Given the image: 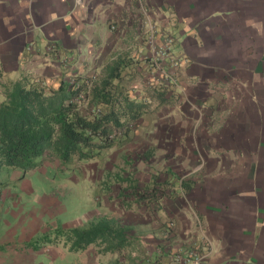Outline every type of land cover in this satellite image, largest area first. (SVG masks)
<instances>
[{
	"label": "crops",
	"instance_id": "1",
	"mask_svg": "<svg viewBox=\"0 0 264 264\" xmlns=\"http://www.w3.org/2000/svg\"><path fill=\"white\" fill-rule=\"evenodd\" d=\"M147 1L175 6L194 65L186 103L165 111L161 145L166 176L180 168L193 205L172 208L177 241L129 225L132 263L168 264L169 252L195 244L200 264H264V0ZM141 16L140 0H0V82L27 74L55 88L116 56L142 62L151 44ZM1 197L4 228L13 211Z\"/></svg>",
	"mask_w": 264,
	"mask_h": 264
},
{
	"label": "rangeland",
	"instance_id": "2",
	"mask_svg": "<svg viewBox=\"0 0 264 264\" xmlns=\"http://www.w3.org/2000/svg\"><path fill=\"white\" fill-rule=\"evenodd\" d=\"M140 8L141 32L158 52L140 57L142 62L121 56L129 64L120 84L146 101V111L125 137L111 147L94 148L89 157H73L66 162L44 160L25 173L2 167L0 196L13 212L1 222L5 227L0 225V234L5 233L0 242V264H133L134 245L121 252L103 251L95 243L80 250H71L63 242L46 243L38 249L26 246L37 243L58 225L84 226L102 215L133 226L143 239L152 233L163 238L162 243L165 239L177 241L172 208L193 203L186 196L187 184L180 178V168L176 166L178 172L169 171L166 176L163 161L168 152L161 145L166 139L165 111L181 109L186 103V80L194 65L190 68L191 61L178 42L182 25L175 6L140 0ZM91 72V68L85 69L82 76L90 77ZM76 77L71 74L66 81ZM155 85L165 90L164 98L155 95ZM192 218L197 225V215L192 214ZM168 254V264H195L202 252L195 244H182ZM197 261L200 264V258Z\"/></svg>",
	"mask_w": 264,
	"mask_h": 264
},
{
	"label": "trees",
	"instance_id": "3",
	"mask_svg": "<svg viewBox=\"0 0 264 264\" xmlns=\"http://www.w3.org/2000/svg\"><path fill=\"white\" fill-rule=\"evenodd\" d=\"M127 64L116 56L94 78L62 79L48 89L27 74L0 82V170L7 166L25 173L44 160L86 158L94 148L111 147L125 137L147 106L120 84ZM159 87L154 86V93L164 98ZM129 229L116 217L102 215L84 226L58 225L26 246L63 242L80 250L95 243L103 251L121 252L133 244Z\"/></svg>",
	"mask_w": 264,
	"mask_h": 264
},
{
	"label": "built area",
	"instance_id": "4",
	"mask_svg": "<svg viewBox=\"0 0 264 264\" xmlns=\"http://www.w3.org/2000/svg\"><path fill=\"white\" fill-rule=\"evenodd\" d=\"M151 47H152V48L150 49L151 52H152V51H156V52H158V50H155V47H156V46H154V48H153V45H151ZM159 51H160V50H159ZM94 77H95V74H93V75L90 76V78H94ZM89 82H90V81H89ZM197 256H198V258L196 259V261H194L195 264H198V261H197V260H198L199 258H201L202 255H201V254H200V255L197 254Z\"/></svg>",
	"mask_w": 264,
	"mask_h": 264
}]
</instances>
